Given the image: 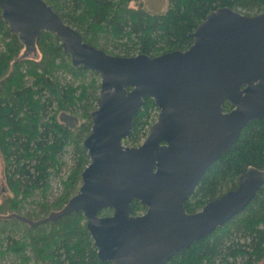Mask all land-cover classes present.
Segmentation results:
<instances>
[{
	"label": "water",
	"instance_id": "water-1",
	"mask_svg": "<svg viewBox=\"0 0 264 264\" xmlns=\"http://www.w3.org/2000/svg\"><path fill=\"white\" fill-rule=\"evenodd\" d=\"M0 8L25 47L21 58L37 56V40L48 31L58 36L75 67L101 77L84 139L90 161L78 192L45 219L25 221L81 211L101 261L165 264L232 220L256 196L264 170L250 167L235 189L201 210L189 213L185 206L242 129L264 119V11L246 15L219 7L191 33L185 50L123 56L84 41L46 0H0ZM145 97L158 105L157 120L140 145H126ZM133 200L146 211L133 214ZM105 208L113 212L100 215Z\"/></svg>",
	"mask_w": 264,
	"mask_h": 264
},
{
	"label": "trees",
	"instance_id": "trees-1",
	"mask_svg": "<svg viewBox=\"0 0 264 264\" xmlns=\"http://www.w3.org/2000/svg\"><path fill=\"white\" fill-rule=\"evenodd\" d=\"M65 22L75 26L84 41L109 52L110 40L117 53L157 56L192 43L191 33L219 7L227 6L246 15L264 11V0H167L163 13L149 12L143 0H46ZM135 2L136 5H131ZM0 28L10 38L0 51V152L5 165L9 193L0 200V264H110L101 261L86 227L83 212L55 220L30 224L58 211L82 184V172L90 161L84 139L92 126L91 112L97 108L101 82L99 74L75 67L54 33L43 31L37 40L38 57L21 58L24 45L2 18ZM59 70L73 72L80 82L63 81ZM87 73H92L89 82ZM79 90V92H78ZM54 104L55 113L49 115ZM226 110L232 106L224 103ZM57 109V110H56ZM71 117H60L61 112ZM159 107L151 97L134 116L130 135L124 139L137 146L156 121ZM77 114V115H74ZM73 117V118H72ZM79 149V161L64 194L53 204L25 212L20 195L31 196L47 189L60 167L67 143ZM264 170V119L250 121L236 142L208 168L194 193L186 201L189 213L234 189L248 168ZM133 214L146 211L137 200ZM105 208L100 215H109ZM18 214L20 217H2ZM264 262V184L244 211L207 237L178 251L165 264H261Z\"/></svg>",
	"mask_w": 264,
	"mask_h": 264
},
{
	"label": "rangeland",
	"instance_id": "rangeland-1",
	"mask_svg": "<svg viewBox=\"0 0 264 264\" xmlns=\"http://www.w3.org/2000/svg\"><path fill=\"white\" fill-rule=\"evenodd\" d=\"M143 2L145 5V8L149 12L154 13V14L163 13L167 8V0H143ZM131 5H136V4H135V2H132ZM9 41H10V38L8 36L4 35V29L2 30L0 28V51H3L6 49V44ZM107 42H108L107 45H105L104 47L109 52L112 51V52L117 53L118 49L114 48V46L112 45L110 40H107ZM109 52H107V53H109ZM110 54H112V53H110ZM38 56H39V53L37 56H33V57H38ZM58 74L61 76L60 78H62L63 81H72V82H74V85H78L80 82L79 76H75L73 74V72H71V71L59 70ZM93 76L94 75L92 73H87L86 81L89 82V80ZM100 82H101V77H100ZM78 92H79V90H78ZM54 106L55 107H53V109L51 110V113H49V115L55 113L54 111H55L57 104H54ZM158 113H159V111L157 113L153 112L154 115L157 114L156 120L158 117ZM72 114H73L72 112L64 111V112H61L60 117L62 118V116H63V117L68 118V117H71ZM74 115H77V114H74ZM152 124H151V126H152ZM150 128H149V131H150ZM149 131H148V133H149ZM147 135L141 139V142L138 145H140L145 140ZM124 143L126 145L130 146V144H128L125 140H124ZM61 155L62 156H59L60 162H61L60 167H59V171H58V173H56L55 170L51 169L52 179L49 182L47 189L44 188V189L37 190L31 196H28V197H25L24 195H22L23 193L20 195V198L23 200V204L25 206L23 209L25 212H27L29 210H36L37 211L41 208V204H43V203L53 204V202L57 198L61 197L64 194L65 189H66V183L68 182L73 170L76 168V166L78 164L79 149L77 148L75 143L70 142V143H67L65 145V147L63 148V154H61ZM4 171H5L4 159H3L2 153L0 152V200H1L2 195L9 193L7 185H6V178H5ZM261 264H264V263L261 262Z\"/></svg>",
	"mask_w": 264,
	"mask_h": 264
},
{
	"label": "flooded vegetation",
	"instance_id": "flooded-vegetation-1",
	"mask_svg": "<svg viewBox=\"0 0 264 264\" xmlns=\"http://www.w3.org/2000/svg\"><path fill=\"white\" fill-rule=\"evenodd\" d=\"M240 176H241V175H240ZM239 178H240V177H239ZM238 184H239V180H238ZM237 186H238V185H237ZM234 189H235V188H234ZM231 190H232V189H231ZM227 192H228V191H227ZM225 193H226V192H225ZM223 194H224V193H223ZM243 211H244V210H243ZM243 211H242V212H243ZM242 212H241V213H242ZM241 213H239V214H241ZM239 214H238V215H239ZM235 217H236V216H235ZM235 217H234V218H235ZM234 218H233V219H234ZM230 221H231V220H230ZM230 221H229V222H230ZM227 223H228V222H227ZM227 223H226V224H227ZM224 225H225V224H224ZM224 225H222V226H224ZM220 227H221V226H220ZM218 228H219V227H218ZM218 228H217V229H218ZM217 229H216V230H217ZM216 230H215V231H216ZM263 263H264V262H263Z\"/></svg>",
	"mask_w": 264,
	"mask_h": 264
}]
</instances>
